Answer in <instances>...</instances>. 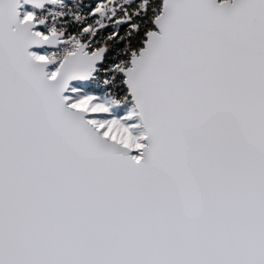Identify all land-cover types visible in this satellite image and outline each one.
Returning <instances> with one entry per match:
<instances>
[{
	"label": "snow or ice",
	"instance_id": "snow-or-ice-1",
	"mask_svg": "<svg viewBox=\"0 0 264 264\" xmlns=\"http://www.w3.org/2000/svg\"><path fill=\"white\" fill-rule=\"evenodd\" d=\"M0 264H264V0H0Z\"/></svg>",
	"mask_w": 264,
	"mask_h": 264
}]
</instances>
